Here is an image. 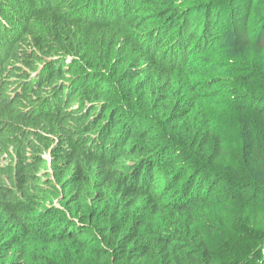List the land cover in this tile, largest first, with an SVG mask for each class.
<instances>
[{
	"label": "trees",
	"instance_id": "trees-1",
	"mask_svg": "<svg viewBox=\"0 0 264 264\" xmlns=\"http://www.w3.org/2000/svg\"><path fill=\"white\" fill-rule=\"evenodd\" d=\"M178 1L0 0V264H264V0Z\"/></svg>",
	"mask_w": 264,
	"mask_h": 264
},
{
	"label": "rangeland",
	"instance_id": "rangeland-1",
	"mask_svg": "<svg viewBox=\"0 0 264 264\" xmlns=\"http://www.w3.org/2000/svg\"><path fill=\"white\" fill-rule=\"evenodd\" d=\"M180 2L183 3V0L178 1V3L181 5ZM194 14L198 16L197 11L194 12ZM221 21L222 22L224 21V17L223 18L221 17ZM223 29H224L223 33L224 34L227 33V35H228L227 40L229 41V43L234 41L232 39L233 32L230 31L228 29V27H223ZM218 45L220 46L221 44H218ZM210 108H211L210 110L212 111V115L215 117V119H214L215 126H217L223 132L227 133L231 127L230 124L232 122V117H228L229 113L227 110L228 106H226V103L223 101V99L216 98V99H214V101H211ZM254 263H255V261L250 260L249 262L244 263V264H254Z\"/></svg>",
	"mask_w": 264,
	"mask_h": 264
}]
</instances>
